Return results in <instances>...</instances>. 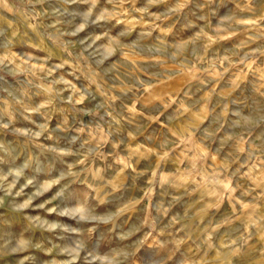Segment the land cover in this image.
Returning a JSON list of instances; mask_svg holds the SVG:
<instances>
[{"label":"rangeland","instance_id":"obj_1","mask_svg":"<svg viewBox=\"0 0 264 264\" xmlns=\"http://www.w3.org/2000/svg\"><path fill=\"white\" fill-rule=\"evenodd\" d=\"M9 3V10L0 9V25L16 31L12 51L29 52L37 70L24 106L10 109L12 127L33 132L40 124L54 129L60 123L67 129L52 139L41 136L39 147L28 149L39 154L71 147L75 155L59 159L81 173L78 190L90 198L99 191L125 205L121 228L135 229L131 242L139 238L146 249L160 253L164 250L157 242L167 240L166 264L181 257L185 264H226V256L230 264H264V124L250 133L237 129L229 138L233 105L228 104L227 112L224 107L239 98L244 114L255 118L264 112V0H231L235 19L223 27L216 23L224 11L221 0L212 5L204 0H98L97 10L115 15L77 39L50 27L57 19L54 13L64 7L60 0ZM88 7L82 0L67 6L70 15L62 17L61 30L68 31ZM236 19L256 20L258 27L237 24ZM97 36V43L114 38L119 44L116 62L106 74L97 70L93 77L81 59L87 54L79 40L90 44ZM61 76L68 84H51ZM0 77L24 79L7 72ZM41 83L63 100L50 99L36 87ZM85 88L92 95L80 101ZM70 96L75 108L66 102ZM39 104L45 105L44 115L25 111ZM2 115L7 121L9 114ZM71 135L77 141L70 145L66 137ZM0 140L17 150L24 143L23 137L7 131H0ZM88 148L97 150L89 156ZM0 157L8 159L2 152ZM97 169L101 179L90 188L91 172ZM213 174L230 182L234 191L206 183ZM206 229L213 231L211 250L194 242ZM37 236L50 247L46 236ZM245 237L248 246L239 247Z\"/></svg>","mask_w":264,"mask_h":264},{"label":"clouds","instance_id":"obj_2","mask_svg":"<svg viewBox=\"0 0 264 264\" xmlns=\"http://www.w3.org/2000/svg\"><path fill=\"white\" fill-rule=\"evenodd\" d=\"M29 2L32 3L33 0ZM34 2L43 4L45 0H34ZM60 2L64 7L54 13L57 19L50 27L55 28L61 36L73 39L80 38L81 34L89 28L101 26L102 22L112 19L115 15L107 9L97 10L98 0H82L89 7L77 14L78 20L72 22L68 31L65 32L59 27L63 23L62 17L70 15L67 6L76 4L78 0H60ZM120 2L122 4L123 0ZM221 2L224 5V11L216 21L219 27L231 24L235 19L231 15L232 8L229 7L231 0H221ZM204 3L212 5L216 3V0H204ZM10 8L9 0H0V9L9 10ZM261 18L264 19V16ZM200 19L203 20L204 17ZM235 23L251 28L258 27L257 21L253 19H236ZM10 28L11 25L7 27L0 25V72H7L12 77L24 79L11 82L0 77V93L5 94L0 95V104L3 105L0 108V131L23 137L24 143L17 150L0 140V152L8 157L7 160L0 157V209L6 210V214L0 213V260L6 261L7 264H166L170 250L167 240L157 242V248L164 250L160 253L154 249H146L145 242L139 238L134 243L131 242L135 229L121 228L122 218L126 212L125 205L103 198L99 191L90 198L78 190V183H82L81 173L71 164H67V161L59 159L75 155L71 147L44 149L39 154L28 149V145L39 147L41 136L47 134L46 138L52 139L54 133L65 132L67 130L65 127L58 123L54 129H50L47 123H43L38 125L39 131L33 132L12 127L14 118L10 115V109L13 106H24L26 90L33 86V78L36 77L37 70L33 68L34 58L29 52L24 51L21 55L12 51L16 47L17 34L15 30L9 31ZM100 40L99 36L90 44L85 39L79 40L81 44L86 45L83 50L87 54L81 59L86 61L93 77L97 74V70L106 74L117 58L116 45L119 42L109 38L106 43H97ZM154 50L160 51V49L147 51ZM120 54H124L122 48H120ZM55 69L59 70V66H55ZM52 71L49 69L48 75H51ZM60 82L68 84L62 76L51 81V84ZM90 83H95V80H90ZM140 83L143 85L142 81ZM36 87L42 89L50 99L63 100V97L50 85L41 83ZM149 87L145 85V90ZM91 95V89L85 88L79 92V100L83 101ZM66 102L76 107L74 97H68ZM229 103L233 105L230 112L232 119L226 131L229 138L237 135V129L250 133L264 124V112L255 118L253 113L244 114L239 98H233L225 103L226 112ZM25 111L44 115L46 108L44 104H39ZM3 113L9 114L7 121L3 118ZM205 134L212 135L207 130ZM66 140L70 145L75 144L77 137L71 135L66 137ZM96 150L88 148L87 154L91 156ZM64 164H67V170L63 167ZM101 171L97 169L91 172L90 188L101 179ZM206 183L234 191L231 189L230 182L221 179L219 174H213L211 179L206 178ZM54 201L58 203L53 204ZM49 205L52 206L49 207ZM53 215L56 218L50 219L49 217ZM37 234L46 236L47 245L50 247H46ZM194 242L198 247L204 246L211 250L214 246L213 231L204 230ZM247 246L248 239L240 238L239 247ZM54 250L55 255H53ZM142 251L143 256L140 255ZM231 251L232 249H229V254ZM37 252H42L43 256H37L35 254ZM225 261L226 264H230L228 256L225 257ZM175 264H185V259L178 258Z\"/></svg>","mask_w":264,"mask_h":264}]
</instances>
